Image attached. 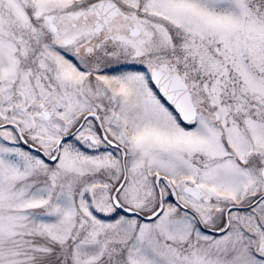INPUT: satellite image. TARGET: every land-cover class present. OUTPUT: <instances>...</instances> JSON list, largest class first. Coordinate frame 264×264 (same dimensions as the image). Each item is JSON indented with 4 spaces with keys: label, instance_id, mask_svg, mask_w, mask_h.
I'll return each instance as SVG.
<instances>
[{
    "label": "snow or ice",
    "instance_id": "obj_1",
    "mask_svg": "<svg viewBox=\"0 0 264 264\" xmlns=\"http://www.w3.org/2000/svg\"><path fill=\"white\" fill-rule=\"evenodd\" d=\"M0 264H264V0H0Z\"/></svg>",
    "mask_w": 264,
    "mask_h": 264
}]
</instances>
